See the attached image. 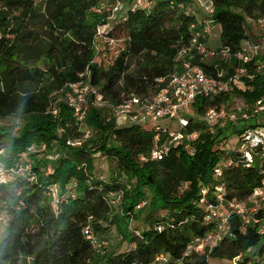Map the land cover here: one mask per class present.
I'll list each match as a JSON object with an SVG mask.
<instances>
[{
	"label": "trees",
	"instance_id": "16d2710c",
	"mask_svg": "<svg viewBox=\"0 0 264 264\" xmlns=\"http://www.w3.org/2000/svg\"><path fill=\"white\" fill-rule=\"evenodd\" d=\"M104 1L0 0V120L28 118L16 134L0 131V170L5 173L0 177V222L5 223L0 264H154L160 255L166 264H249L256 256L264 257L256 229L244 228L235 216L215 247L186 255L194 239L211 231L205 216L214 203L215 187L223 186L228 200L246 201L264 180V166L257 161L247 167L236 147L227 148L231 136L226 135L239 134L240 127L211 135L204 121L188 118L186 132L198 133L192 156L172 150L162 160L141 161L155 147L153 129L117 127L113 119L90 110L84 123L93 135L84 140L82 126L66 105L59 106L56 117L48 112L49 94L86 74L110 103H117L121 94L152 96L156 80L173 72L178 51L189 45L190 27L197 23L186 9L191 0L157 1L149 12L129 10L114 20L96 11ZM209 2L223 46L232 53L247 39L245 21H264V0ZM105 25V33L98 36L97 28ZM116 43L120 50L109 56L107 45ZM39 61L45 71L36 66ZM200 65L215 74L216 66ZM248 68L252 80L244 79L246 88L238 86L234 93L252 105L264 99V71L252 64ZM228 98L197 99V116ZM159 138L163 141L165 135ZM68 141L81 144L70 146ZM54 149L57 159L39 158ZM96 153L116 161L107 181L93 174ZM28 163L33 180L11 173ZM218 163L223 172L215 182L211 174ZM54 185L61 194L57 207L50 196ZM69 185L68 193L62 190ZM204 186L208 191L202 196ZM119 190L120 212L113 214L109 196ZM141 201L145 209L136 208ZM135 215H145L148 222L135 230L139 235L129 228ZM111 227L130 248L98 256L94 235Z\"/></svg>",
	"mask_w": 264,
	"mask_h": 264
},
{
	"label": "built area",
	"instance_id": "2783aa9c",
	"mask_svg": "<svg viewBox=\"0 0 264 264\" xmlns=\"http://www.w3.org/2000/svg\"><path fill=\"white\" fill-rule=\"evenodd\" d=\"M155 3L156 0H109L103 6L99 5L96 11L107 13L110 19L114 20L116 16L122 13L126 14L129 10L142 9L149 12ZM208 11L213 12L212 6ZM107 27V25L98 27L96 34L101 36ZM190 30L192 37L189 45L178 51L173 72L167 78L156 80L157 90L152 96L121 94L117 103H110L104 98L98 87L91 85L89 79H85L88 77L86 74L80 76L81 81L64 86L62 91L65 105L72 111L75 122L81 126H83L90 110L101 112L107 120L113 119L117 127L151 126V129L157 133L155 147L150 157H142L140 160L157 161L162 160L172 150L183 151L192 156L194 154L193 143L198 138V133L186 132L190 120L183 114L192 105H195L197 99L214 101L229 96L228 100L219 106L206 110L203 117L191 119L204 121L211 135H216L220 130L227 128L240 127L239 134L226 133V136H237L235 147L241 161L247 167L254 165L257 161L260 166H264V99L250 105L234 93L238 86L241 89L246 88L245 80H252L253 76L248 68L250 64L256 71H264V53H261L260 45L247 40L244 47L240 45V48L234 53L227 46H223L219 51H210L206 46L208 24L197 22L190 27ZM220 54L225 61H233V64L226 65L225 70L215 67L214 75L206 73L200 65L202 59L215 58ZM173 125L175 128H171ZM160 135H165L163 141L160 140ZM72 142L68 141L67 144L73 145ZM30 150L34 151L35 148L31 147ZM10 171L11 173L24 174L33 180L29 163ZM222 172L220 163L216 164L212 170V180L218 182ZM4 176V171L0 170V177L3 179ZM67 188L66 192L70 185ZM207 191L208 188L203 187L200 194L205 196ZM213 192L215 200L214 203L207 206L205 216V222L210 226L211 231L204 237L194 239L188 245L186 255L192 251L200 252L205 247L210 249L215 247L229 233V218L231 216L239 218L244 228H255L264 243V180L246 201L228 200L221 185L215 187ZM60 195L58 186H52L50 196L54 207L61 203ZM122 196L121 190L110 194L111 205L116 207ZM85 233L91 235L88 231ZM137 235L139 234L137 233ZM93 245L96 251L100 250L101 245L96 239H94ZM166 263L167 259L163 255L158 256L154 262V264Z\"/></svg>",
	"mask_w": 264,
	"mask_h": 264
},
{
	"label": "rangeland",
	"instance_id": "374dc122",
	"mask_svg": "<svg viewBox=\"0 0 264 264\" xmlns=\"http://www.w3.org/2000/svg\"><path fill=\"white\" fill-rule=\"evenodd\" d=\"M156 1H161V0H156ZM191 1L192 3L190 4V6H188V9L186 8L187 11L195 13L194 17L197 22H201L202 20H204L208 24V36H207L208 47H209L208 49H210V51L221 50L223 48V43L220 38V27L212 19L213 12L208 11L211 7L209 0H194V2L193 0ZM262 24H264V21L255 22V21H251L248 19L245 21V33H246L247 39L242 40L240 44L242 47H244L245 42L248 40L251 43H256V44L258 43L260 45L261 53H264V25ZM107 48L110 50L108 55L111 54L112 56H115L117 52L120 50L121 46H120V43H116L111 46L107 45ZM221 55L222 54H220V56L215 57V58L202 59L201 63L204 65L216 66L218 67V69H224L227 66H231L233 64V61L227 62L222 58ZM36 66L40 70L45 71V66L42 61H39L36 64ZM63 88L57 92H51L48 96L50 97V102L52 104L50 108L48 109V112L54 117L58 116L59 106L61 104L65 105V100H64L63 91H62ZM199 107H200L199 104L192 105L190 109L185 114H183V116L186 118H197L198 117L197 115L199 114L198 113ZM27 121H28V118L26 117L21 118V119H15L13 117L2 119L0 120V131L6 132V131L13 130V133L16 134L21 130L23 126V122L25 123ZM142 126H144L147 129H151V126H147V125H142ZM165 126H168V125H165ZM171 128H175V126L173 125L171 126ZM81 132L83 133L84 140L87 138L89 139L93 135V132L85 126V123L81 127ZM227 142H228V139H227ZM72 143L74 144L70 146H79L81 144V142H78V141L72 142ZM76 143H79V144H76ZM236 143H237V136L236 135L231 136L229 139V144H228L229 146L227 148L230 149L231 147H235ZM44 147L45 146L42 145L40 147L41 150L42 149L44 150ZM58 155H59L58 151L54 149L53 151L49 153L47 152V153H44L43 155H40L39 158L46 157L47 160H55L58 158ZM93 157H94L93 174L98 180L107 181L109 179V176L115 169L116 161L110 160L106 156L100 155V153L94 154ZM186 186L187 185L185 184L184 188ZM67 187L62 190L66 191V189H68ZM146 194L149 195L147 191H146ZM142 203L143 202L141 201L136 208L145 209L147 205L142 204ZM119 208H120V202H119V205L113 208V214L119 213L120 212ZM160 214L161 212L158 215ZM160 217L161 216H159V218ZM147 224L148 222H147V218L145 215H142V216L135 215L134 218L132 216L130 217L129 228L133 233L135 232V230L141 231L142 229L146 228ZM4 228H5V223L0 222V236L4 234ZM135 235H137V233ZM94 236L98 244L101 245L100 250L96 252L98 256H103L105 253H108V252H118V251L124 252L130 248V247L128 248L127 244L121 242V236L119 235V233L114 227H111L107 232H103L101 234H95ZM261 260H264V257L256 256L254 261L255 263H259V261ZM254 261H251L249 264H254ZM262 263H264V261H262L260 264ZM218 264H229V263H218ZM230 264H235V261H233Z\"/></svg>",
	"mask_w": 264,
	"mask_h": 264
},
{
	"label": "crops",
	"instance_id": "0c3cea01",
	"mask_svg": "<svg viewBox=\"0 0 264 264\" xmlns=\"http://www.w3.org/2000/svg\"><path fill=\"white\" fill-rule=\"evenodd\" d=\"M125 1V0H124ZM126 1H129V0H126ZM105 2H109V0H105L102 4H100L101 6H103V4L105 3ZM157 2V1H156ZM193 2H194V0H193ZM191 3H192V1H191ZM190 3V4H191ZM190 4L188 5V6H190ZM188 6H187V9H188ZM190 14H192L193 16H195V13L194 12H189ZM123 16H125V14L124 13H122V14H119L118 16H116V18H119V17H123ZM201 22H205L204 20H202ZM206 46H207V48H209L208 47V39H207V42H206Z\"/></svg>",
	"mask_w": 264,
	"mask_h": 264
},
{
	"label": "clouds",
	"instance_id": "9594fccd",
	"mask_svg": "<svg viewBox=\"0 0 264 264\" xmlns=\"http://www.w3.org/2000/svg\"><path fill=\"white\" fill-rule=\"evenodd\" d=\"M22 110V109H21Z\"/></svg>",
	"mask_w": 264,
	"mask_h": 264
}]
</instances>
